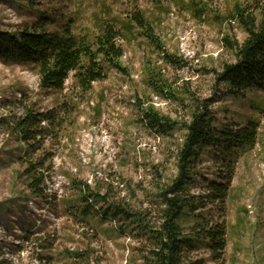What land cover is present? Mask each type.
I'll return each instance as SVG.
<instances>
[{
	"label": "rangeland",
	"instance_id": "1",
	"mask_svg": "<svg viewBox=\"0 0 264 264\" xmlns=\"http://www.w3.org/2000/svg\"><path fill=\"white\" fill-rule=\"evenodd\" d=\"M252 2L36 0L32 7L28 0H0V31L23 30L46 15L93 41L114 23L124 50V71L109 70L89 91L78 86L76 73L62 92L42 90L32 65L0 60V264H143L145 240L130 225L101 217L103 204L93 198L84 212L79 189L88 185L93 194L146 212L154 226L161 190L178 174L176 153L184 132L181 126L162 134L151 130L140 109L152 106L184 123L189 121L187 91L211 103L216 129L236 130L256 121L259 138L249 151L233 147L229 156L215 150L202 155L190 192L198 221L190 218L184 226L185 237L193 241L185 247V264H264V91L230 97L213 73L236 61L225 39L242 43L246 34L230 17L237 3ZM131 22L129 30L120 28ZM29 107L60 114L59 127L46 138L53 158L43 197L32 195L21 178L25 144L2 124ZM210 182L228 187L224 201L210 194ZM217 225L227 231L221 260L197 240Z\"/></svg>",
	"mask_w": 264,
	"mask_h": 264
},
{
	"label": "trees",
	"instance_id": "2",
	"mask_svg": "<svg viewBox=\"0 0 264 264\" xmlns=\"http://www.w3.org/2000/svg\"><path fill=\"white\" fill-rule=\"evenodd\" d=\"M28 2L32 7L36 4V0ZM134 20L144 35L154 42L144 21L139 17ZM230 20L240 25L246 38L242 43L225 39L236 61L225 63L221 70L213 71L215 83L217 86L223 85L226 94L235 98L253 89L264 91V0H253L249 5L237 3ZM132 24L120 28L129 30ZM117 27L114 23L106 25L90 41L74 35L70 27L58 26L45 15L23 30L13 33L0 31V60L32 65L42 90L60 93L65 89L70 74L76 73L78 86L83 91H89L94 83L107 78L109 70L124 71L120 65L124 50L119 43L121 35ZM165 58L171 57L165 55ZM170 94L174 99L178 98L174 93ZM187 94L189 121L184 123L163 116L152 106L140 109L143 122L151 130L162 134L181 126L184 132L176 153L178 174L171 184L161 190L159 196L162 205L154 226H151L146 212L134 210L122 201L113 202L107 195L93 194L88 185L79 189L84 212L90 207L88 198H93L96 203L103 204L99 208L101 217L117 220L124 226L130 225L145 240L147 246L143 264H185V247L193 241L185 237L184 226L190 218L198 221L196 216H192L196 199L190 192L204 152L215 150L217 156L225 157L229 156L233 147L249 151L256 146L259 138V124L256 121H250L236 130L216 129L211 103L208 100L200 101L191 92L187 91ZM59 115L55 110L44 113L29 107L23 116L14 121L2 120L10 135L26 146V157L21 161L25 165L21 178L25 179L32 195L37 197L45 194L46 173L51 170L53 158L45 143L46 138L52 137V129L59 127ZM208 188L214 199L219 201H224L229 193L227 186L217 182H210ZM197 240L201 244L207 243L215 253V259L221 260L227 249L226 227L217 225L199 235Z\"/></svg>",
	"mask_w": 264,
	"mask_h": 264
}]
</instances>
